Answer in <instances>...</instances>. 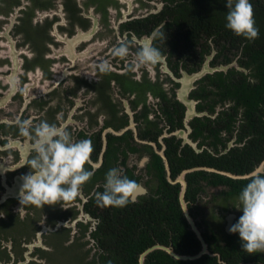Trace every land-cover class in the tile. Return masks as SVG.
<instances>
[{
  "label": "flooded vegetation",
  "instance_id": "obj_1",
  "mask_svg": "<svg viewBox=\"0 0 264 264\" xmlns=\"http://www.w3.org/2000/svg\"><path fill=\"white\" fill-rule=\"evenodd\" d=\"M184 2L0 0V264H104L119 234L160 232L172 205L199 241L197 255L203 246L184 215L182 191L207 245L202 256L264 264V253H245L239 234L229 232L242 215L236 208L247 174L264 166V102L247 114L245 104L227 96L233 84L219 92L211 83L217 74L237 83L240 74L260 80L254 66L239 61L248 62L243 41H211L201 21L186 18ZM251 2L264 7V0ZM157 31L167 38L153 39ZM122 41L130 53L153 44L163 58L137 68L134 56L111 55ZM101 60L111 65L107 73L96 67ZM18 120L55 123L75 140H91L92 164L85 168L94 175L74 199L18 212L21 177L30 171L21 167L30 142L19 135ZM250 121L261 122V131ZM234 154L242 173L212 167L226 166ZM112 167L142 186L122 208L95 203ZM212 174L238 186L214 184Z\"/></svg>",
  "mask_w": 264,
  "mask_h": 264
},
{
  "label": "clouds",
  "instance_id": "obj_2",
  "mask_svg": "<svg viewBox=\"0 0 264 264\" xmlns=\"http://www.w3.org/2000/svg\"><path fill=\"white\" fill-rule=\"evenodd\" d=\"M225 6V28L237 37L256 40L259 29L251 0H226ZM152 38L164 40L167 37L163 31H157ZM111 55L119 58L132 55L137 68L155 65L163 58L160 49L153 44H144L130 53L126 41L114 46ZM96 67L101 73L111 69L107 60L99 61ZM17 127L19 135L30 142L29 154L21 165L30 171L21 177L18 193L21 207L18 212L27 205L43 207L78 196L81 186L94 175L93 171L85 168L86 164H92L94 149L91 140H75L66 128L47 121L33 124L30 120H18ZM141 187L121 168L112 167L105 173L103 191L95 194V203L99 207H125L135 202ZM238 202L236 209L242 215L230 226V234H239L245 253H264V166L261 164L247 174V183L238 194Z\"/></svg>",
  "mask_w": 264,
  "mask_h": 264
},
{
  "label": "trees",
  "instance_id": "obj_3",
  "mask_svg": "<svg viewBox=\"0 0 264 264\" xmlns=\"http://www.w3.org/2000/svg\"><path fill=\"white\" fill-rule=\"evenodd\" d=\"M185 1L184 14L189 17L195 18L200 22L202 28L206 32L208 38L212 37L211 41L219 42V40L231 41L232 44L239 41H243L242 55L248 58L239 60L245 62L246 67L251 64L254 66V70L257 72L255 77L259 78L260 83L253 84L247 80L243 74H240V80L238 83L228 75L226 78L222 77V74L211 80L216 89L221 91L227 84H233L232 88L228 86V97L234 99L237 103L245 104L247 108V114L255 111L259 101L264 102V7L260 3H252L254 9V18L256 26L259 29V36L254 41H248L242 37L235 36L232 32L225 28V14L227 12L226 0H182ZM189 3V4H188ZM185 18V17H184ZM190 19V18H189ZM194 34L195 37L200 36L198 27H196ZM197 30L199 31L197 33ZM203 32V31H202ZM193 41V40H192ZM207 41L205 46L207 45ZM246 60V61H245ZM248 64V65H247ZM227 84L225 85V83ZM261 123V122H260ZM260 123L250 121V125L256 127L261 131ZM232 157H226V166H222L224 162H212V167L219 170H224L234 174H240L242 171L239 169V162L241 158L231 155ZM210 166V165H209ZM196 175H204L203 173H197ZM212 178V183H228L235 188L238 186L237 181L230 178L212 174L208 175ZM177 205L169 207L168 212H163L162 219L163 225L158 232L157 230L153 235L145 232L140 236L134 237L133 234L126 231L122 232L120 237H117V244H115V250L110 252L109 257L103 259L104 264H139V256L147 248L161 244L164 246H170L176 253L182 255H194L199 249V241L195 237L194 233L189 230L188 224L182 214V211L177 208ZM131 232V231H129ZM158 232V233H157ZM144 264H218L217 258L202 256L199 259L193 261L177 260L170 256L163 250H155L149 253Z\"/></svg>",
  "mask_w": 264,
  "mask_h": 264
},
{
  "label": "water",
  "instance_id": "obj_4",
  "mask_svg": "<svg viewBox=\"0 0 264 264\" xmlns=\"http://www.w3.org/2000/svg\"><path fill=\"white\" fill-rule=\"evenodd\" d=\"M200 76V75H199ZM214 172L216 173H219V174H222V175H226L228 177H234V178H239V177H235L234 175L230 174V173H226V172H219V171H215ZM183 191L181 192V204H182V208L184 210V215L187 219V221L189 222V224L191 225L192 229L195 231L197 237L199 238V240L201 241L202 243V250L197 254V255H182V254H178L176 252L173 251V249H171L170 247L168 246H164V245H155L153 247H150L149 249H147L146 251H144L143 253H141V255L139 256V260H138V263L139 264H144L145 262V258L146 256L155 251V250H163L165 252H167L170 256L174 257L175 259L177 260H183V261H193V260H196V259H199L202 255L204 254H207L208 253V250H207V245L206 243L204 242L203 238L201 237V235L199 234L198 230L195 228L194 226V223H193V220L191 218V216L188 214L187 212V209H186V205L184 204L183 202Z\"/></svg>",
  "mask_w": 264,
  "mask_h": 264
},
{
  "label": "rangeland",
  "instance_id": "obj_5",
  "mask_svg": "<svg viewBox=\"0 0 264 264\" xmlns=\"http://www.w3.org/2000/svg\"><path fill=\"white\" fill-rule=\"evenodd\" d=\"M206 213H207V209H206Z\"/></svg>",
  "mask_w": 264,
  "mask_h": 264
}]
</instances>
